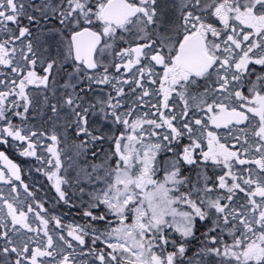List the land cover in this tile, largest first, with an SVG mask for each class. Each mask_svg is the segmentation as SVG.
<instances>
[{
  "label": "snow or ice",
  "instance_id": "1",
  "mask_svg": "<svg viewBox=\"0 0 264 264\" xmlns=\"http://www.w3.org/2000/svg\"><path fill=\"white\" fill-rule=\"evenodd\" d=\"M0 148V264H264V0H0Z\"/></svg>",
  "mask_w": 264,
  "mask_h": 264
},
{
  "label": "trees",
  "instance_id": "2",
  "mask_svg": "<svg viewBox=\"0 0 264 264\" xmlns=\"http://www.w3.org/2000/svg\"><path fill=\"white\" fill-rule=\"evenodd\" d=\"M0 150H3L2 148H0ZM6 155H8L9 158H11L12 160H18V161H21V164H24L26 165L25 168L28 169L29 166H33L32 167V173L36 174L39 178H40V174L36 173L35 172V167H34V164L35 162L29 158H24L22 156H19L17 153L13 152V151H7L6 152ZM1 167V166H0ZM26 170H24V173H25ZM29 172V171H28ZM41 179V178H40ZM42 180V179H41ZM45 182V184H47L46 182V179L42 180ZM28 183V180L27 182ZM62 211H64L65 213H68L69 214V217L70 218H73V216H75L76 212H77V209L76 208H71L69 209L67 206H64Z\"/></svg>",
  "mask_w": 264,
  "mask_h": 264
},
{
  "label": "rangeland",
  "instance_id": "3",
  "mask_svg": "<svg viewBox=\"0 0 264 264\" xmlns=\"http://www.w3.org/2000/svg\"><path fill=\"white\" fill-rule=\"evenodd\" d=\"M55 50V48L53 49ZM17 164H20L22 166V168H24L26 171L25 173L23 172L22 174V178L25 179V182H27L28 180V183H33L34 181H39L41 185H44V188L45 190H49L50 186L48 184H45L44 179H46V177H43L41 174H40V179L36 174L32 173V172H28V170L25 168L26 165L24 164H21V161H18V160H14ZM1 166V164H0ZM73 175H75V172L73 171ZM47 181V180H46ZM47 183V182H46ZM51 192H54V190H50V194ZM69 196H72V191L69 190ZM76 196H79V192L77 191L76 192ZM72 218L69 217V214H68V220L66 222H71Z\"/></svg>",
  "mask_w": 264,
  "mask_h": 264
},
{
  "label": "water",
  "instance_id": "4",
  "mask_svg": "<svg viewBox=\"0 0 264 264\" xmlns=\"http://www.w3.org/2000/svg\"><path fill=\"white\" fill-rule=\"evenodd\" d=\"M3 163V162H2ZM3 165H4V163H3ZM5 167H6V165H4Z\"/></svg>",
  "mask_w": 264,
  "mask_h": 264
}]
</instances>
